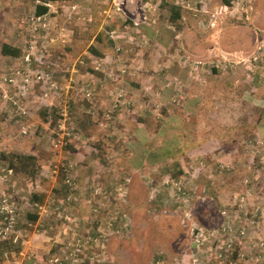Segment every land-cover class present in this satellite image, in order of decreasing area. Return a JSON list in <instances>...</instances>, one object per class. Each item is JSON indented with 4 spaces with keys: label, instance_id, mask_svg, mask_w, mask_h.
I'll list each match as a JSON object with an SVG mask.
<instances>
[{
    "label": "rangeland",
    "instance_id": "1",
    "mask_svg": "<svg viewBox=\"0 0 264 264\" xmlns=\"http://www.w3.org/2000/svg\"><path fill=\"white\" fill-rule=\"evenodd\" d=\"M131 1L125 9L136 27L111 0H0V46L20 51L15 59L0 54V154L32 155L39 164L29 181L0 160V240L11 239L14 248L0 264H264V211L257 205H264V182L256 177L264 162V0ZM36 6L45 13L35 15ZM126 26L133 33L125 34ZM187 50L196 51L201 68L199 93L212 102L201 107L214 114L208 130L217 127L218 146L239 145L231 155L249 163L240 183L210 157L193 155L215 151L209 138L194 136L192 143L183 130L188 123L165 122L180 113L177 106L122 105L118 116L114 85L139 87L146 78L150 90L182 89L180 75L191 82ZM15 95L25 115L11 105ZM43 110L55 112V124L41 122ZM138 117L150 123L146 137L136 134ZM138 164L147 169L136 170ZM201 164L206 175H197ZM136 178L152 181L147 187ZM216 191L230 196L222 206L208 200ZM145 192L156 201L143 199L141 214ZM32 193L44 199L28 225L23 215L33 211ZM217 207L234 228L246 229L227 250L228 236L220 232L226 218Z\"/></svg>",
    "mask_w": 264,
    "mask_h": 264
},
{
    "label": "crops",
    "instance_id": "2",
    "mask_svg": "<svg viewBox=\"0 0 264 264\" xmlns=\"http://www.w3.org/2000/svg\"><path fill=\"white\" fill-rule=\"evenodd\" d=\"M126 13L128 15H126ZM129 13H130L131 16L134 14V13H132V11H128L127 9H125L124 17L126 19H128L129 21L128 20H124V22H126V21H128L129 23L132 22L133 18H130L131 16H129ZM129 25L130 24H127V26H129ZM127 26L125 27V29H126L125 34H127L129 32L133 33L131 28L127 27ZM144 29H146V28H144ZM130 39H132V37ZM193 49H194V46H193ZM124 51H128V50H126L125 47H124ZM185 53H186V56L189 55L186 58L191 62L190 65H192L190 70L188 71V74H189V77L191 79V82L183 81L181 78H184V77H181V75H180L178 77V79H180L182 81V82H180V83H182V85L184 87L182 89H177L174 86L173 87H170V86L167 87V85H163L162 84L161 88L158 87L159 90H157L158 88L157 89L154 88L153 90H150V85H148L149 83L147 82L146 78H143V80L141 81V84H140V80H139V85H141L142 87L141 86H139V87L138 86L129 87V86H122V85H120V86H116V85L112 86V88H111L112 90L111 91L113 93V95H112L113 99H116L115 97L119 96L118 97V99H119L118 101L121 104V107L119 109L120 110L119 112H121V113H120V115L118 113V116L119 117L123 116L124 108H126V106H128V105L130 107L131 106L132 107L133 106H137V105H145L147 107L149 104L155 102L159 106H164V107H166V106H177L178 110L180 111V113L177 116L171 115V116H169V118L172 121H174L176 124H180L181 123L180 120H181V118L183 116L186 118L185 121L188 123V125L186 126V129L185 128L183 129L185 136H187V138H190V140L192 139V141H193L192 143L196 142V139H195L196 136H198V137H200V136L206 137V134L204 132L205 130H201V128H198L195 131L194 122H195V119H196L197 110L199 111L198 113H199L201 118H208L209 122L211 124L215 122V121L211 120V117H213L214 114H212V113L206 114V113L201 112V107L203 105L212 104V102H211V100L205 101L207 98L205 100L203 99V97L199 93L200 90L197 87L198 86L197 84L200 83L199 82V79H200L199 76L201 75V72H200L201 68H199L198 66H195V63H198L197 56L195 54L196 51L195 50H187V51H185ZM193 69L195 70L194 72L192 71ZM179 72L181 74H183V71H179ZM191 74H192V76H191ZM148 77H151V76H148ZM143 81H145V82H143ZM207 84H208V86L211 85L210 78H207ZM194 89H196V90H194ZM137 90H143L144 94L141 93V92H138ZM196 91H197V93H196ZM153 92H156V93H153ZM103 94L106 95V92H103ZM122 105H126V106H122ZM179 106H181L182 108L180 109ZM210 112H214V111H210ZM134 113H135V111H134ZM134 115H137V114H134ZM191 116L194 117L193 123L190 120ZM179 121H180V123H179ZM216 128L217 127H213V128L209 127V130H208L207 127L205 128L210 133L209 140H208V146L210 148L212 146L213 147L216 146L215 147V151H211V150L208 149V150H205L203 152V151H201L199 149H194L195 153H193V155L195 157H199L200 159L204 158L203 159L204 161H205V159L210 157L211 159H213L212 161H213L214 165H215L216 162H218V163H220V167L221 166H225L226 168L230 169L231 173L227 177L230 181L233 178L234 182L240 183L241 180L245 179V176L248 178V176L250 174V172H249V169H250L249 163H248V161L242 160V158L240 160H236L231 155V153L236 155L235 154L236 151L238 152V150L240 149V146L236 145L234 143L235 141L233 142V144H235V145H232V147L230 149H223V148L218 146L217 139H218L219 136H216L217 134L214 131V130H216ZM136 129H137L136 130L137 136H139V135L140 136H145V137L148 136V130L146 131V129H145V127L143 125H141V124L139 125L138 124ZM228 133L231 134V136H234L235 130H230V131H228ZM256 135H257L258 139L260 140V137H263V131L261 130V132H260L258 130ZM198 139H200V138H198ZM145 147L142 150L144 152L146 151ZM193 147L194 146L192 145V148ZM245 148L246 147L244 146V150H245ZM194 151H192V152H194ZM197 151L200 152V153H198ZM214 156H222V158L221 159H214V158H216ZM143 165L144 164H141V165L138 164L137 167H136L137 168L136 170H139V171L146 170L147 168L144 167ZM217 167L215 169H217ZM256 167L258 168V171L256 173V177L258 178V183L261 184V183L264 182V171H263L264 170V162H261L260 166L256 165ZM206 168H207V166L204 167V165L201 164V166L199 168L200 171H199V173H197V175H201L202 173H204V175H206V172H204ZM259 169H261V172H259ZM210 174L211 175H209V177H212V171H210ZM232 174H233V177H232ZM221 176H222V174H221ZM214 179H217V177H214ZM218 179H220V177ZM210 180H213V179H210ZM151 181H152L151 178H148V180H145V181L139 180L138 178H136L135 183L139 184V185L147 186L148 184H150ZM231 185H229V188L227 189L228 193H230L233 190ZM141 187H144V186H141ZM146 188L144 187L143 189L145 190ZM153 197H154L153 194H150V193L146 194V192L144 193V195L142 196V198H141V200L139 202V205L137 207V210L141 211V214H142V211L146 212V210H147V208H143V205L145 204L147 199H150V202H151L150 204L151 205L153 203H155L156 200H153ZM133 198H131V204H132V200H134ZM145 198H146V201L143 202V199H145ZM229 198H230V196H227V197L223 198V191H218L217 194L215 195V198H210L209 197L208 200L213 202V204H218V205L221 204V206H222L223 202L225 203V201H227ZM205 199H207L206 196H204V198L202 197L201 200L204 201ZM135 203H136V201H135ZM257 205H258V209H261V210L264 211V205L261 204V201ZM218 208L219 207H217V209ZM217 212H220V210L218 209ZM131 215H132V212H131ZM143 216H146V214H143ZM142 225L143 226L139 229L140 232H143L144 230H146L147 226H148L147 223H144Z\"/></svg>",
    "mask_w": 264,
    "mask_h": 264
},
{
    "label": "trees",
    "instance_id": "3",
    "mask_svg": "<svg viewBox=\"0 0 264 264\" xmlns=\"http://www.w3.org/2000/svg\"><path fill=\"white\" fill-rule=\"evenodd\" d=\"M51 2L54 1H63V0H48ZM46 11V8L42 7V6H36L34 9V14L39 16L44 14ZM169 21L172 22L175 20V17L173 15H171L169 17ZM100 39L99 36L96 37V42H98ZM91 53L95 54V55H100L99 53L96 52V50L94 48L90 49ZM0 54L2 56L5 57H9L11 59H15L18 58L20 55V51L16 48H11L10 46L6 45V44H2L0 46ZM199 111L197 110L196 112V119L194 122V126H195V131L198 128H201V130H205V134L206 137L205 138H209L210 133L207 131V129H205L209 123L208 119L206 120L205 118H201L199 113ZM148 113V111L146 112ZM39 117L41 122H46L48 124H55L56 123V115L55 112L52 110H43L39 113ZM141 117H138V119ZM143 122L142 125L145 127L146 131L148 130L149 133L152 131L149 127L147 123L146 119L141 118ZM154 120V118H153ZM152 120V121H153ZM186 118L183 116L181 118V123H187ZM165 122H167L168 124L171 123V127H175V128H180L179 124H174V121H172L170 118H166ZM162 124V122H160V125ZM192 124V123H191ZM174 125V126H173ZM191 127V126H190ZM0 160L2 163H4V165L6 166V168L11 171L12 173H14L16 176H18L20 179L22 180H33L37 175H38V170H39V164H38V160L37 158H35L32 155H18V154H14V153H1L0 154ZM200 171V170H199ZM224 173L225 171H228V173L230 174L231 171L228 168H225L224 170H222ZM222 174V172H221ZM228 174V175H229ZM233 177V174H232ZM64 192H66V189L64 188ZM218 191H216L215 193L211 194L212 197H214L217 194ZM44 199V195L43 194H36V193H32L29 196L28 199V204L31 205V208L33 209V211H27L24 213L23 215V220L25 221V223H27L28 225H32L33 223H35L38 219V206H40V204L42 203ZM11 239L8 238H4L3 240H0V261H2L3 256L5 254L11 253L12 251H14L13 246L11 245Z\"/></svg>",
    "mask_w": 264,
    "mask_h": 264
},
{
    "label": "built area",
    "instance_id": "4",
    "mask_svg": "<svg viewBox=\"0 0 264 264\" xmlns=\"http://www.w3.org/2000/svg\"><path fill=\"white\" fill-rule=\"evenodd\" d=\"M129 2L131 3L132 1L129 0ZM125 7H126V0H111V8L114 9V12H116V13H123V9L125 10ZM122 15H125V14L123 13ZM37 19H39V17ZM131 23H132L133 27H136L137 26V24L134 23L133 21ZM113 34H114V32H110L109 33V37L112 38V39L114 37ZM2 82L9 84V83H12V80L10 78H8V76H7V78H5V77L2 76ZM6 96H7V94L6 93H3V97L6 98ZM14 97L16 98V100L11 99L10 100L11 101V105L12 106H16V111L18 113H20L21 115H25L26 114L25 110L18 105V101L19 100H18L17 96L15 95ZM26 129L21 128V131H20L21 135H25L26 134V132H27ZM220 169L223 170V168H221V167H220ZM219 213H220V215H222L223 217L226 218V221L224 222V224H222L223 226L222 225L220 226V232H222L223 234H225L226 236H228V240L224 244V247L227 250V249H229L231 247L232 241L234 239H236V238H242L244 236V234L246 233V229L245 228L244 229H242V228H239V229L234 228L233 227V223L229 219V217L226 215V211L225 210H221ZM201 236H202L201 233H197L196 237L193 240L196 248H198L199 246H201L203 244ZM262 245H263L262 242H260V241L257 242V246L258 247H262ZM215 248H217L219 252L222 251V246H220L219 244H217L215 246ZM214 252H215V249H214ZM241 255L242 254H240V256ZM220 256H221V254L218 253V258H220Z\"/></svg>",
    "mask_w": 264,
    "mask_h": 264
}]
</instances>
